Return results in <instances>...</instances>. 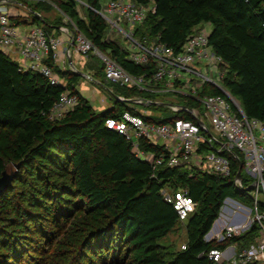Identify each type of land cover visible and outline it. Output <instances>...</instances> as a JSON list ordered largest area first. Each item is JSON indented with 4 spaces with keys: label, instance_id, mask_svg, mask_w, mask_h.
Instances as JSON below:
<instances>
[{
    "label": "trees",
    "instance_id": "obj_1",
    "mask_svg": "<svg viewBox=\"0 0 264 264\" xmlns=\"http://www.w3.org/2000/svg\"><path fill=\"white\" fill-rule=\"evenodd\" d=\"M55 1L70 19V31L75 25L124 69L142 73L151 68V64L128 58L127 44L97 12L104 4L101 0ZM131 1L151 3L154 9L135 27V37L141 42L157 38L177 50L201 24H210L208 41L223 62V86L238 99L247 118L264 121V0ZM30 7L27 14L12 18L15 25H40L47 34L65 26L51 24L40 15V10L50 8L45 1ZM92 58L98 59L88 53L86 59ZM46 62L65 85L50 83L38 71L24 70L0 49V129L9 132L0 138V175L8 162L16 168L11 185L0 194V264H37L35 255L43 244L72 220L78 225L72 234L76 264H121L128 259L135 264H215L201 253L230 243L242 249L253 242L256 225L225 244L204 240L225 198L253 204L246 191L253 179L241 169L240 180L235 182L243 162L241 153L234 150L235 156L226 155L230 164L227 176L184 165L153 169L133 152L129 141L106 127L105 120L119 118L123 111L157 123L191 116L164 105L127 102L125 99L151 98L153 94L108 83L99 59L97 68L88 74L106 86L111 106L97 110L77 88L79 71L60 68L51 56ZM83 68H87L85 61ZM65 89L77 96L78 103L63 117L50 119L48 111ZM188 103L193 104L192 100ZM143 110L161 116L142 114ZM141 147L156 154L164 151L153 143ZM164 188H184L195 202L184 224L186 247L167 256L159 252L158 241L179 220L172 204L164 199ZM66 228L68 233L73 230Z\"/></svg>",
    "mask_w": 264,
    "mask_h": 264
},
{
    "label": "built area",
    "instance_id": "obj_2",
    "mask_svg": "<svg viewBox=\"0 0 264 264\" xmlns=\"http://www.w3.org/2000/svg\"><path fill=\"white\" fill-rule=\"evenodd\" d=\"M13 1L26 9L25 3L44 0ZM12 4L11 0H0V49L9 55L17 53L20 59L18 63L24 70L38 71L50 83L65 85V81L46 62L49 56L54 62L58 58L60 40L34 24L28 25L22 34L19 26L12 21L15 16ZM151 11H154L151 3L135 4L131 0H108L97 11L109 28L127 44L130 60L137 64H151V68L142 73H131L124 69L109 54L96 48L75 25L72 24L73 32L67 28L61 29L70 37L74 52L82 57H87L91 52L101 61L108 83L133 87L156 96L166 93L170 97L169 103L153 99L152 96L136 98L133 103L164 105L173 112L183 111L191 116V119L176 118L170 122L157 123L123 111L119 118L109 117L105 120L106 127L129 141L133 152L153 169L158 166L184 165L188 169L196 167L227 176L230 174V164L226 155H234V150L242 154L241 169L253 179L249 186L252 187L249 192L253 204L247 209L243 203L228 197L223 203L231 201V206H236V210L229 209L224 216L226 209L222 205L220 213L225 220L224 225H219L221 219L214 223L215 219L204 240L225 244L230 237L241 235L252 225H256V236L249 246L242 249L237 243H230L235 247L225 244L223 248L207 249L201 255L215 264H264V121L247 118L238 99L223 86V62L208 41L210 24H201L175 50L157 38L147 43L135 37V27ZM213 89L220 93H210ZM191 100L193 104L188 103ZM77 103V96L65 89L48 111V117L59 119ZM142 114H148V111L143 110ZM151 116L161 114L151 111ZM205 120L210 122L211 127L205 124ZM145 143L158 144L164 151L158 154L147 151L141 147ZM239 180L235 177V182ZM162 193L164 199L172 204L179 222L186 221L189 213L195 209V202L187 190L164 188ZM259 193L263 195L262 200L258 198ZM185 247V242L180 245L181 249Z\"/></svg>",
    "mask_w": 264,
    "mask_h": 264
},
{
    "label": "rangeland",
    "instance_id": "obj_3",
    "mask_svg": "<svg viewBox=\"0 0 264 264\" xmlns=\"http://www.w3.org/2000/svg\"><path fill=\"white\" fill-rule=\"evenodd\" d=\"M48 5H49V10H40V15L49 23L51 24H63L65 25V28H67L68 30H71L70 27L68 26L70 23V19L67 18L65 15H63V13L59 10L57 3L55 0H44ZM103 3H106L108 0H101ZM37 3V2H36ZM35 4V2H29V3H25V10L26 12H28V10H30V6H33ZM79 10V14L80 16H83V8L80 7L78 8ZM25 12V11H24ZM25 12V14H27ZM19 14L16 12L15 16H18ZM22 27V26H19ZM60 32V31H59ZM61 33V32H60ZM58 51H59V47H58ZM10 56L14 59L15 55L14 54H10ZM82 61H85L87 63V68H83V70L86 73H90V69L91 68H97V66L99 65L98 63V59L96 58H92L90 61H88L86 59V57H81ZM90 81V80H87ZM84 80V77L81 76L80 80H79V89L82 93V95L84 97H86L90 104L95 108H105L107 104H110L111 102V96L110 93L108 92V89L104 86H99L96 83L93 82H89V83H85L87 82ZM89 84V85H88ZM78 85V84H77ZM153 99H158L161 102L164 103H169L170 102V97L168 96V94L166 93H158L157 96L153 95L152 96ZM105 99L104 103L101 102V99ZM172 102V101H171ZM148 114H151V111L149 110ZM205 124L208 127L210 126V122L208 120H205ZM9 132L0 129V138L1 136H8ZM7 164H12V162H8ZM12 183V182H11ZM258 198L260 200L263 199V195L262 193L258 194ZM230 200H235L233 198H229ZM237 201V200H235ZM231 201H227L226 203H223V208L226 209V211L224 212V216L227 214V211L230 209L232 211L236 210V206H231ZM242 204V203H241ZM244 205L247 209H250L251 207L247 204H242ZM225 206V207H224ZM221 207V209H222ZM221 209L219 211L218 217L216 218V220L214 221L217 222V220L219 219H224L221 212ZM192 213H189L188 217L191 215ZM187 217V219H188ZM187 221V220H186ZM186 221H184L183 223L180 222L169 232L167 233L166 236H164L162 239H160L158 241L159 244V252L162 255L167 256L170 251H175L177 250L181 244H183L185 242V227L184 224L186 223ZM213 223V224H214ZM75 221L72 220L71 224L69 223L68 225H65L62 229H60L56 235H54V237H52L51 240H49L48 242H45L43 244V248L39 253H36L35 256H37L39 258V261L37 262V264H76L77 259H76V255L78 254H73V241H74V237L72 236V234L75 233L74 230L77 229L78 225L76 224V226L74 225ZM66 226L73 228V230H71L69 233L66 230ZM213 227V225H212ZM75 228V229H74ZM212 229V228H211ZM231 245V244H228ZM232 248H234V244L231 245ZM119 264V263H117ZM121 264H135L134 261L132 259H128L125 263H121Z\"/></svg>",
    "mask_w": 264,
    "mask_h": 264
},
{
    "label": "crops",
    "instance_id": "obj_4",
    "mask_svg": "<svg viewBox=\"0 0 264 264\" xmlns=\"http://www.w3.org/2000/svg\"><path fill=\"white\" fill-rule=\"evenodd\" d=\"M11 3H13L12 4L13 5L12 6V13L13 14H16V12L20 15L25 14V12H26L25 9L16 5V3L13 0H11ZM20 26H22V27H19V31L22 34H24L28 28V25H20ZM61 28H65V26H59L56 29L54 28L52 30V32L50 33L52 36H55L60 40L59 51H57L58 58L55 60V64L58 65L60 68H63V69L69 68L72 71H79L80 76H83L85 81L90 80V81H87L85 83L93 82L99 86H104V85H100L98 80L91 78V76L83 70L84 61L81 60L82 56L73 51V47L71 45L70 37L68 36L67 32ZM15 50L17 51V48H15ZM14 55H15L14 60L20 62L18 54L15 53ZM87 76H89L90 78H88ZM78 87H79V82H78L77 88ZM104 87H106V86H104ZM78 90L80 91L79 88H78ZM80 93H81V91H80ZM104 101H105L104 98L101 99V102L104 103ZM108 106H111V102H110V104L106 105V107H108ZM97 110H101V108H98ZM224 221H225L224 219H221V221H219V225L220 226L224 225Z\"/></svg>",
    "mask_w": 264,
    "mask_h": 264
},
{
    "label": "water",
    "instance_id": "obj_5",
    "mask_svg": "<svg viewBox=\"0 0 264 264\" xmlns=\"http://www.w3.org/2000/svg\"><path fill=\"white\" fill-rule=\"evenodd\" d=\"M125 100L127 102H130V103L135 102L134 99H125ZM241 167H242V165L239 164V169L237 170V173H236V178L237 179L240 178ZM15 172H16L15 165L7 164L5 166V168L3 169V171L1 172V175H0V194L3 193L11 185V182L13 180ZM251 189H252V187H247L246 191H250ZM227 199L228 198L224 199V202Z\"/></svg>",
    "mask_w": 264,
    "mask_h": 264
}]
</instances>
